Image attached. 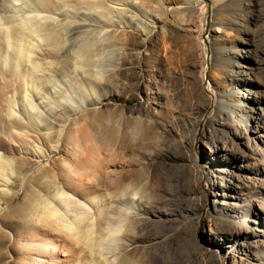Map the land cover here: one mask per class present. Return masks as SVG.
<instances>
[{
  "label": "bare ground",
  "instance_id": "6f19581e",
  "mask_svg": "<svg viewBox=\"0 0 264 264\" xmlns=\"http://www.w3.org/2000/svg\"><path fill=\"white\" fill-rule=\"evenodd\" d=\"M189 1L0 0V73L14 82V89L23 92L2 120L3 134L12 141V147L0 151V245L8 238L4 231L8 228L21 246L19 258L24 264H125L119 260L118 251L135 248L129 244L130 231L142 219L147 201L156 195L157 200L166 199L174 207V189L158 180L153 190L151 182L153 177L157 179L156 173L150 170L143 184L132 176L131 163L126 162L129 156L118 147L121 145L113 149H120L121 162L112 152L117 164L105 175L94 167L97 162L91 166L92 158L81 148L73 149L75 156L67 170L58 168L51 159L62 136L68 141L72 134L79 133L89 114L87 108L93 104L86 94L97 98L96 93L107 85L110 92L104 99L114 102L119 89L129 92L126 84L105 78L102 52L109 45L118 52L113 54L117 73L135 80L131 88L137 91L139 101L129 94L124 104L134 106L132 110L140 117L138 125L158 129L177 116L193 135L201 122L200 106L193 104L192 113L190 108V114L182 113L183 109H174L173 99L158 88L157 108L147 105L155 99L148 76L152 61L149 53L156 57L159 50L169 52L168 44L190 32V21L180 18L192 9ZM196 1L197 6L202 5L201 0ZM233 1L227 0V5ZM235 1L238 6L247 2ZM249 23L246 18L244 31L253 35L257 30L250 29ZM121 25L126 31L119 36ZM213 25L215 34L223 32L218 22ZM234 35L233 39L225 38L228 46L216 53L224 64L220 69L222 80L228 78L232 86H244L249 90L248 95L242 94L246 99L232 100L235 90L217 92L215 100L203 89L197 90L205 103L201 105L208 106L213 100L215 104L201 137L209 150L206 163L210 167L214 233L224 238L229 259L237 256L236 260L242 262L248 258L245 242L251 237H264V217L257 212L259 209L264 215V149L257 147L254 152L250 147L252 141L264 146V113L259 112L264 104L252 92L258 86L242 57L247 54L250 58L259 45L254 47L253 37L247 40L236 36L237 30ZM161 64L159 61L158 67ZM262 64L263 59L256 62L254 71L261 70ZM192 75L195 84L201 85L203 74ZM103 141L107 148L116 143L111 137ZM4 142L9 143L7 139ZM73 145L78 146L76 142ZM172 178L174 182V175ZM101 182L106 185L105 199L94 193ZM20 193L23 199L8 211L7 205ZM182 193L190 197L198 194L194 186ZM165 215L174 216V208ZM82 247L88 249L86 259ZM252 256L257 262L264 258L263 253Z\"/></svg>",
  "mask_w": 264,
  "mask_h": 264
},
{
  "label": "rangeland",
  "instance_id": "374dc122",
  "mask_svg": "<svg viewBox=\"0 0 264 264\" xmlns=\"http://www.w3.org/2000/svg\"><path fill=\"white\" fill-rule=\"evenodd\" d=\"M189 2L192 9L186 15H180V18L182 20L185 18L188 23L190 21V32L180 35L181 37L179 36L177 42L168 44L169 52L159 50L157 53L159 56L156 57V54L149 53L152 61L148 69L151 73L148 76L150 82L154 85L153 97L155 99H151L150 92L146 93L151 99L147 102V105L151 104L153 109L157 108L155 104L158 95L156 93L157 88L166 93L170 99H173L174 101L172 100L171 104L174 105V109H183L182 113H188L190 109H192L190 112L192 113L193 107H195L193 104L200 106L201 112H199L200 117H198L201 122L199 127H195L193 135L191 128L184 125V120L177 116L174 117V121L171 119L164 121L158 129L138 125L140 117L132 110L134 106H126L124 104L129 94H134L139 101L137 91L131 88V84L135 80H131L130 77L125 78L124 75L117 73L118 71L114 67L116 62L113 59L115 55L113 54L118 52L113 51V47L109 45L110 47L107 46L102 52L103 56L101 55L106 60L104 66V70H106L104 72L105 78L109 77L111 80L115 78L119 82L126 84L128 90L130 89L129 92L119 89L117 91L118 99L114 102L104 99L105 95L110 92L107 85H103L104 90H99L96 93L97 98H94L89 93L86 94V97L93 101V104L91 103L92 105L87 108L89 114L86 120L79 126V133L72 134L68 141L65 136L60 138L59 148L52 153L51 160L56 163L58 168L67 170L70 168L71 159L75 156L73 149L81 148L82 151L87 152L89 159L92 158L89 162L91 166L97 162L94 167L99 168L98 170H101L100 173L104 172L105 175L113 170V166L117 164V161L118 163L121 162L118 151L120 153V149L123 148L122 150L125 149L127 156H129L126 158V162L131 163V174H134L132 176L135 179L137 178L136 180H139V183L143 184L153 172L157 174V179L155 177L152 178L153 190L160 183L158 180H162L168 189H174V216L165 215V212L173 210L166 199H163V201L165 200L164 202L159 201L156 195H153V199H149L147 204H145V212L142 219L131 228L129 235V244H132L135 248L127 247L118 251L119 260H124L125 264H247V262L264 264V258L257 259V262L252 256V254L257 253L264 254V237H251L245 242L246 248L244 249L247 251L248 258L244 257L246 261L240 262L236 260L237 256L234 259H229L228 250L223 245L225 242L224 238L214 233L213 220L215 218L212 215L214 206L209 181L210 167L206 163V156L209 150L201 141L202 134L208 126V118L215 108L214 100L217 92L235 90L236 95L232 97V100L246 99L242 94H249V90L244 86H232L228 82V78L222 80V74L220 73V69H223L224 64L216 51L222 46H228V43H225L227 42L225 38L233 39L235 37L234 30H237L236 36L239 38L252 40L253 37L255 40L254 47L259 45V49L252 53L250 58H247V54H242V57L243 63L249 68L247 70H252V79L258 86V88H253L252 92L264 104V66H262L261 70L254 71L256 62L261 59L264 60V0H247L242 6H238L236 4L238 2L235 0L233 1L234 3L231 2L229 5H227V0H201L202 5L200 6L196 5V0H190ZM246 18L250 22L249 28L257 30L253 35L244 31ZM215 22L220 24L223 32L215 34L213 25ZM119 31H121L119 35L121 36L126 30L121 25ZM151 44H154V42ZM159 61L162 63L161 67H158ZM192 64H194V67L190 66ZM191 73L196 77H200L203 74L204 79L201 80V85L200 83L195 84ZM199 88L203 89L207 95L214 99L208 106L201 105L205 103L199 96L198 90H201ZM173 93L174 96H172ZM21 94L23 92L14 89V82H8L7 77L3 78L0 73L1 152H6L12 147V141L3 134L2 128L4 124L2 120L7 117L10 107L17 105L15 103L19 101ZM139 95L143 97L142 93ZM190 100H192V103H190ZM183 103L189 104L188 107L186 106V108H190L189 111H187L188 109L184 107ZM259 112L262 115L264 109L260 108ZM149 113L151 116L150 111ZM133 117L134 119H132ZM122 119L123 122L120 125ZM128 119L130 122L133 120L134 122L136 120V122L134 124L129 123ZM165 128H168V131H165ZM140 129L142 132H140ZM133 136L137 137V139H134ZM107 137H111L113 142H116H114L113 147H108L109 150L103 141ZM4 139H7L9 143H6L7 141L4 142ZM74 142L77 143V147L73 145ZM259 143L258 141L251 142L252 151L257 152V147L264 149V146ZM115 146L120 147V149L113 150L116 149L114 148ZM114 151L117 157L115 153L113 155L112 152ZM114 156L116 160L117 158L119 159L115 163ZM82 159H84L83 156ZM111 160H113V164ZM262 167L258 165V169L262 170ZM144 179L146 180L141 182ZM189 186L196 187L198 192L196 197H190L182 193V190ZM105 188V183L101 182L94 189V193L105 199ZM22 199L23 195L20 193L7 205L8 211L12 210ZM5 207L6 205L3 204V208ZM180 209H183V211L180 212ZM257 212L261 217H264L261 210L258 209ZM231 220L237 221L233 218ZM4 231L8 238L5 239L3 245H0V264H24L19 258L22 254L21 246L16 242V239L14 240L8 228H4ZM18 235L20 236V234ZM82 248L80 250H83V252L81 251L84 254L83 257L86 255L88 257V249ZM60 255L61 252L57 254V257H59L61 263L63 257Z\"/></svg>",
  "mask_w": 264,
  "mask_h": 264
}]
</instances>
